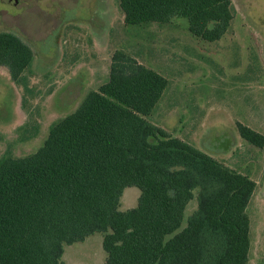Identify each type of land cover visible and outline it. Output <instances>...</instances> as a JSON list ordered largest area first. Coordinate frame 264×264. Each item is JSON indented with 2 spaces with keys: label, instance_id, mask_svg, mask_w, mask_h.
Instances as JSON below:
<instances>
[{
  "label": "trees",
  "instance_id": "obj_1",
  "mask_svg": "<svg viewBox=\"0 0 264 264\" xmlns=\"http://www.w3.org/2000/svg\"><path fill=\"white\" fill-rule=\"evenodd\" d=\"M125 25L188 19L220 40L233 0H118ZM35 53L0 31V66L26 91ZM169 79L117 50L109 79L54 123L44 143L0 159V264H66V245L103 234L105 264H251L248 207L257 182L151 122ZM25 99V98H23ZM241 137L264 135L239 123ZM138 205L121 209L126 187Z\"/></svg>",
  "mask_w": 264,
  "mask_h": 264
},
{
  "label": "rangeland",
  "instance_id": "obj_2",
  "mask_svg": "<svg viewBox=\"0 0 264 264\" xmlns=\"http://www.w3.org/2000/svg\"><path fill=\"white\" fill-rule=\"evenodd\" d=\"M233 2L227 33L206 41L185 17L125 25L118 0H0V31L20 35L35 53L30 92L0 66V158L36 151L54 123L108 81L113 54L125 51L169 79L151 122L257 182L250 262L264 264V146L238 130L241 123L264 135V0ZM140 195L126 187L121 209L137 206ZM102 240L95 233L66 245V264H105Z\"/></svg>",
  "mask_w": 264,
  "mask_h": 264
},
{
  "label": "water",
  "instance_id": "obj_3",
  "mask_svg": "<svg viewBox=\"0 0 264 264\" xmlns=\"http://www.w3.org/2000/svg\"><path fill=\"white\" fill-rule=\"evenodd\" d=\"M6 2H9L11 4H16L19 2V0H5Z\"/></svg>",
  "mask_w": 264,
  "mask_h": 264
},
{
  "label": "flooded vegetation",
  "instance_id": "obj_4",
  "mask_svg": "<svg viewBox=\"0 0 264 264\" xmlns=\"http://www.w3.org/2000/svg\"><path fill=\"white\" fill-rule=\"evenodd\" d=\"M6 154H7V153H6ZM6 154H4V155H6ZM4 155H3V156H4ZM3 156H2V157H3ZM2 157H1V158H2ZM1 158H0V159H1Z\"/></svg>",
  "mask_w": 264,
  "mask_h": 264
}]
</instances>
